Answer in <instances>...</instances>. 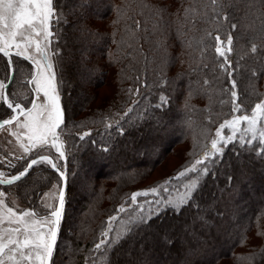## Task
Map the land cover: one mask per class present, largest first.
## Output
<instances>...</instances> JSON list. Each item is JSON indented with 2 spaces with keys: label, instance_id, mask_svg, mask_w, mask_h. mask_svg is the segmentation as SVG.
<instances>
[{
  "label": "trees",
  "instance_id": "obj_1",
  "mask_svg": "<svg viewBox=\"0 0 264 264\" xmlns=\"http://www.w3.org/2000/svg\"><path fill=\"white\" fill-rule=\"evenodd\" d=\"M219 3L224 6L222 15L230 14L222 24L211 19L210 0H54L61 20L51 26V49H59V57L53 58L62 80L67 184L51 264H86L106 219L122 204L125 188L137 185L178 143L193 140L198 156L208 142L199 147L202 134L208 135L231 116L230 97L222 91L229 87L228 75L216 67L223 58L214 48L204 50L214 43L208 32L213 37L220 34L226 43L231 23H237L229 57L233 67L243 56L242 65L264 73V18H260L264 0ZM135 21L141 24L139 30ZM253 42L259 49L255 54ZM13 60L22 69L19 81L30 63L15 56ZM0 64L6 69L1 55ZM106 76L113 78V89L99 107L119 108L127 101L124 111H134L125 117L126 112L121 115L117 110L103 120L94 110L85 121L75 123L76 115L95 99L92 88ZM234 78L249 113L264 99V74L250 83L242 68ZM160 96L167 103L157 108ZM71 124L81 130L71 131ZM85 131L92 135L79 140L78 134ZM187 160L184 157L180 164ZM25 165L18 162L10 173L18 174ZM213 172L199 178L195 194L199 208L184 207L179 215L164 208L158 217L124 234L105 264H116L117 258L120 264H213L234 256L253 229L260 243L252 242L251 251L235 263L264 264V157L256 155L254 145L241 149L230 143ZM56 175L41 163L10 186L17 185L25 199L41 192Z\"/></svg>",
  "mask_w": 264,
  "mask_h": 264
},
{
  "label": "snow or ice",
  "instance_id": "obj_2",
  "mask_svg": "<svg viewBox=\"0 0 264 264\" xmlns=\"http://www.w3.org/2000/svg\"><path fill=\"white\" fill-rule=\"evenodd\" d=\"M210 5L213 22L222 24L223 21L229 20L230 14L222 15L224 6L219 3V0H210ZM56 9L54 0H0V54L7 58L6 72L3 77H0V102L5 108V111L0 113V130L9 131V135L17 140H21L22 135L26 136L33 149L38 146L41 151L55 149L58 154L56 160H59L65 158V145L58 141L64 132L63 126L66 122L59 91L62 80H58L57 76L58 61L53 60V57H59V49L50 48L54 36L51 26L53 22L58 24L61 20V15ZM260 18H264V13L260 14ZM140 27V22L135 21V28L139 30ZM231 29L232 31L227 34L226 44L221 40L220 34L213 37L212 33L208 32L207 36L214 40V43L206 44L204 49L214 48L216 56L223 58L216 67L227 72L228 75L229 87L222 91L230 97L228 102L231 104V118L219 124L215 133L216 138L211 139L208 149L201 154V159H197L190 167L182 169L175 177L165 181L163 192L168 195H162L161 186L157 185L150 189L133 192L129 208L126 209L124 205H120L115 210L118 214L135 212L136 215L125 221L128 225L125 233L114 235H110L113 233L111 223L118 217L109 218L106 222L109 226L106 231L102 232L103 238L94 245L97 256L93 257V264H97V261L107 256L124 234L130 232L135 226L147 224L153 218L158 217L164 208H171L177 215L184 207L199 208L195 196L199 188V178L200 176L207 177L209 173L214 174L213 169L217 161L223 158L225 149L230 143L240 145L241 149L254 145L256 155L264 157V100L256 103L254 108H251L250 114H245L249 109L244 105L237 80L234 78L242 68L245 78L250 83L264 73L242 65L240 61L244 59L243 56L235 62V68L233 67V60L229 57L234 52L232 33L236 32L237 23H231ZM261 31H264V24L261 25ZM258 51L257 44L251 43V52L255 54ZM13 56L31 64L29 78L24 81V86H30L29 96L19 102L10 98L7 91L17 81V75L22 72L20 66L13 60ZM203 67L208 68L209 66L205 64ZM204 84L208 85L209 81L205 79ZM144 86L147 87L146 84ZM136 94H139V89L136 90ZM160 101L161 103L156 105L157 108H162L167 103L164 96H160ZM225 102L221 100V103ZM133 111L134 108H129L125 117ZM13 125L14 130H10ZM112 126L109 125V127ZM225 128L230 131L227 136L222 135ZM117 130L123 134L121 126H117ZM249 134H251L250 137ZM91 135V131H86L79 135L78 139L84 141ZM20 147L23 148L24 153L29 152V147L24 143H21ZM107 150L106 147L103 149V151ZM38 162H46L63 177L64 173L49 155L38 154L24 166L18 175L11 176L7 181L0 180V184L12 185L20 181ZM198 165L202 167H197ZM189 174H192L189 182L180 185L183 189L182 195L179 198H171V189L168 186ZM231 179L232 177L229 176V181ZM149 195H152L154 199L138 201V197ZM4 196L5 193L0 192V197ZM64 208L63 189L59 191L58 206L45 202L42 210L31 206L28 209L16 210L0 198V209H3V214H0V264H50L57 248L58 229ZM197 218L204 219L202 216ZM5 223L7 227L2 226ZM116 264H120L119 258Z\"/></svg>",
  "mask_w": 264,
  "mask_h": 264
},
{
  "label": "rangeland",
  "instance_id": "obj_3",
  "mask_svg": "<svg viewBox=\"0 0 264 264\" xmlns=\"http://www.w3.org/2000/svg\"><path fill=\"white\" fill-rule=\"evenodd\" d=\"M51 47L52 46L50 45V48ZM53 60L55 62L54 58ZM30 69H31V64H30V67H27L25 69L26 72L22 74L20 80L19 81L17 80L15 83H13L10 86V89L8 91V93L10 94V98L17 100V102L22 100L24 97L29 96V86H24V81H26L29 78ZM5 72H6V69H4L2 67V64H0V77H3ZM112 80L113 78L111 79L110 76H106L104 79H101L100 81H98V84L92 88L93 93H95V99L90 102L89 104L90 107L88 109H83L78 115H76L74 119L75 123H77V121L79 123L85 121L86 117H89L90 114L95 112L94 110L99 111V114L103 115L102 116L103 120H105L109 114H117L116 112L117 110H120L119 114L121 113V115H123L126 112L124 110L127 107L126 106L127 101L123 102V105H121V107L119 108L113 107L110 105L104 106L102 108L99 107L102 104L103 100H105V98L109 99L111 97V90L113 89ZM59 91H60V96H61V90L59 89ZM121 111L122 112L124 111V113L122 114ZM3 112L4 110L0 102V113H3ZM245 114H250V112L245 113ZM229 118H231V116ZM218 127L219 125L215 129L210 130L208 135L202 134L199 147L204 145L203 144L205 143L204 141L208 140V142L206 144L205 150L202 151L198 156H194L195 144L193 140H189L186 143L182 142L183 145L178 143L177 145H175V147L172 150H170L169 152L168 151L165 152V154L163 155L159 163L155 166L153 170L149 171V173L146 175L145 178H142L141 180H139L140 182H138L137 185H134V186L131 185V187L125 188L124 192L126 193H125V197L123 198L121 202L122 203L121 205H124V207L128 209L131 204V194L133 192L141 191L144 189H150L152 187H156L157 185L161 186L162 195H168V193L163 192L165 181L169 180L172 177H175L176 174L182 169L190 167L197 159H201V154L208 149L211 139L216 138L215 133ZM241 127H243V125H241ZM10 130H14V125L11 126ZM70 130L79 131L81 130V128L77 124L75 125L71 124ZM81 134H78V135H81ZM229 134H230V131L227 128H225L222 131V135L224 136H227ZM250 135L251 134H249V137ZM59 142H63L64 145L66 146L67 140L63 137V135H61L58 143ZM21 143H24L25 146L29 147L28 153H24L23 148L20 147ZM221 147H223V145H221ZM64 151H65V148H64ZM38 154L49 155L54 160V162L57 163V166H60V168L59 167L58 168L60 169V171L63 170L62 172L66 176V184H67V175H66L67 169L65 165L66 153H65V158L56 160V156L58 154L55 152V149H50L49 151H41L39 146L36 149H33L29 145V142L27 141L26 136L22 135V139L17 140L15 137L9 135V131L0 130V178L1 179L6 180V179L11 178V176L13 175H17V174L10 173V169H12L18 162H23L24 164L29 163V161ZM184 157H186L188 160L185 163L180 164V162L182 161ZM39 164L41 163L38 162L36 165H39ZM44 164H47V163L44 162ZM197 167H202V165H198ZM172 171H175V172L172 173ZM170 173L172 174L168 176V174ZM79 178L83 179L82 176H79ZM191 178H192V174H189V176L184 177V178H179L175 180L172 185H169L168 187L171 189V198L173 199L179 198V196L182 195L183 193V189L180 187V185L187 184ZM144 185H147V186H144ZM6 186H10V185H6ZM138 186H144V187L138 188ZM17 187H18L17 185H13V186L4 188L3 185H0V192L5 193V196L0 197V198H3L5 200V203L8 206L14 207V209L16 210L28 209L30 206L37 208V210H42V205L45 202L52 203L53 205L56 204L58 192L60 189V179L57 175L56 177L52 176L48 184L45 185L43 188H41V192H39L35 196H32V195L28 196L25 199H22L24 197L22 196V194L20 193ZM133 188L134 190H132ZM105 190H106V187H105ZM45 193H47L48 195L45 196L44 195ZM64 199H65V194H64ZM152 199H154L152 195H149L148 197H143V196L138 197V201L140 202H143L146 200H152ZM68 200H69V197H68ZM0 214H3V209H0ZM135 215H136L135 212H132L130 214L128 213L118 214L117 212L113 213L111 216H117L118 218L116 221L111 223V227L113 228V233H110V235H114L115 233H125V229L128 227L125 221L129 220ZM111 216H109L106 219V222L109 221V218ZM2 226L7 227L8 225L5 223ZM108 226L109 225L105 223L103 231H106ZM255 231H256L255 229L251 230L247 236V240L243 241L237 248H235L234 256H230L229 258L227 257L221 258L213 264H237L235 263V261L237 260L238 257L246 256L247 252L251 251L252 246H250V244L252 242H255V243L257 242L256 245L260 243V239L256 237L257 233ZM102 238L103 236L101 234L99 238L95 239L93 248H94V245L97 242H99V240ZM93 252L94 253L92 254V258L86 264H93V257L97 256V253L95 251ZM105 260H106V256L103 257L101 260L97 261V264H105Z\"/></svg>",
  "mask_w": 264,
  "mask_h": 264
},
{
  "label": "water",
  "instance_id": "obj_4",
  "mask_svg": "<svg viewBox=\"0 0 264 264\" xmlns=\"http://www.w3.org/2000/svg\"><path fill=\"white\" fill-rule=\"evenodd\" d=\"M1 56H2V54H0ZM3 57V56H2ZM4 58V57H3ZM6 60H7V58H5ZM40 155H46V154H40ZM37 157V155L36 156H34L33 158H36ZM50 157V156H49ZM32 158V159H33ZM51 158V157H50ZM52 159V158H51ZM54 161V160H53ZM30 162V161H29ZM35 166V165H34ZM33 166V167H34ZM32 167V168H33ZM52 168V167H51ZM52 170L57 174V176L59 177V179H60V189H59V191L61 190V189H63V191H64V194H65V190H66V176H65V174L63 175V177H61L60 176V173L57 171V170H54L53 168H52ZM29 173V172H28ZM19 174V173H18ZM17 174V175H18ZM26 176H24V177H22L21 179H23V178H25ZM10 179V178H9ZM0 180H3V179H1L0 178ZM8 179H6V180H3V181H7ZM0 185H3V186H6V185H8L7 183H4V184H0ZM58 202H59V192H58V196H57V200H56V204H55V206H58ZM52 261V260H51ZM50 264H51V262H50Z\"/></svg>",
  "mask_w": 264,
  "mask_h": 264
},
{
  "label": "flooded vegetation",
  "instance_id": "obj_5",
  "mask_svg": "<svg viewBox=\"0 0 264 264\" xmlns=\"http://www.w3.org/2000/svg\"><path fill=\"white\" fill-rule=\"evenodd\" d=\"M30 87V86H29Z\"/></svg>",
  "mask_w": 264,
  "mask_h": 264
}]
</instances>
